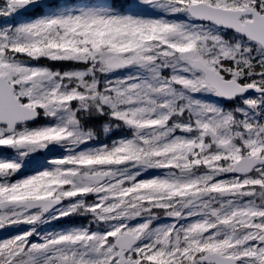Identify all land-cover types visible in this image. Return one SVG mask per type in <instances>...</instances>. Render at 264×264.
<instances>
[{
    "label": "snow or ice",
    "instance_id": "1",
    "mask_svg": "<svg viewBox=\"0 0 264 264\" xmlns=\"http://www.w3.org/2000/svg\"><path fill=\"white\" fill-rule=\"evenodd\" d=\"M0 230V264H264V0H0Z\"/></svg>",
    "mask_w": 264,
    "mask_h": 264
},
{
    "label": "rangeland",
    "instance_id": "2",
    "mask_svg": "<svg viewBox=\"0 0 264 264\" xmlns=\"http://www.w3.org/2000/svg\"><path fill=\"white\" fill-rule=\"evenodd\" d=\"M6 235H8V233L6 231L0 230V237H4Z\"/></svg>",
    "mask_w": 264,
    "mask_h": 264
},
{
    "label": "trees",
    "instance_id": "3",
    "mask_svg": "<svg viewBox=\"0 0 264 264\" xmlns=\"http://www.w3.org/2000/svg\"><path fill=\"white\" fill-rule=\"evenodd\" d=\"M70 2H81V0H70ZM62 222H58L57 223V227H59V225L61 224Z\"/></svg>",
    "mask_w": 264,
    "mask_h": 264
}]
</instances>
